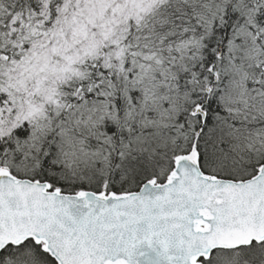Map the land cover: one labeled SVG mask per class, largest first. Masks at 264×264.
Here are the masks:
<instances>
[{
	"label": "snow or ice",
	"instance_id": "snow-or-ice-1",
	"mask_svg": "<svg viewBox=\"0 0 264 264\" xmlns=\"http://www.w3.org/2000/svg\"><path fill=\"white\" fill-rule=\"evenodd\" d=\"M0 264H264V0H0Z\"/></svg>",
	"mask_w": 264,
	"mask_h": 264
}]
</instances>
